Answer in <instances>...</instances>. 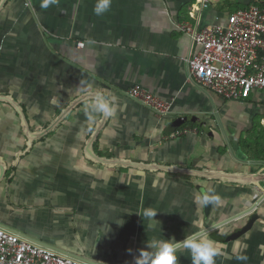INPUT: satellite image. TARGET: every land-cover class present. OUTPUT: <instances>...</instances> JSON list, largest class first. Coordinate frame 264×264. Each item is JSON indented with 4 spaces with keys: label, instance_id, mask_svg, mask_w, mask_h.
Instances as JSON below:
<instances>
[{
    "label": "crops",
    "instance_id": "crops-1",
    "mask_svg": "<svg viewBox=\"0 0 264 264\" xmlns=\"http://www.w3.org/2000/svg\"><path fill=\"white\" fill-rule=\"evenodd\" d=\"M195 1L112 0L97 16L96 0H0L1 225L99 264L189 235L223 250L216 264H264V90L227 100L189 80L191 39L175 23ZM208 1L204 23L253 2ZM134 84L173 114L129 99ZM95 93L113 116L86 107ZM185 127L196 131L167 137ZM208 188L221 203L205 214L195 198ZM178 264H192L186 250Z\"/></svg>",
    "mask_w": 264,
    "mask_h": 264
},
{
    "label": "built area",
    "instance_id": "built-area-1",
    "mask_svg": "<svg viewBox=\"0 0 264 264\" xmlns=\"http://www.w3.org/2000/svg\"><path fill=\"white\" fill-rule=\"evenodd\" d=\"M208 0H196L188 18L175 23L187 34L191 47L186 57L187 74L199 88L227 100H242L254 90H264V0H255L214 23H204ZM125 95L156 116L173 114L172 102L141 84ZM195 128H176L167 134L176 138ZM0 264H99L62 252L0 224Z\"/></svg>",
    "mask_w": 264,
    "mask_h": 264
},
{
    "label": "clouds",
    "instance_id": "clouds-1",
    "mask_svg": "<svg viewBox=\"0 0 264 264\" xmlns=\"http://www.w3.org/2000/svg\"><path fill=\"white\" fill-rule=\"evenodd\" d=\"M58 0H42L40 7L47 9L57 4ZM112 0H96L93 11L95 15L101 16L111 7ZM86 107L96 113H102L105 117H111L115 113L112 101L101 93H95ZM195 202L201 207L219 206L221 198L214 190L208 188L195 198ZM157 211L147 208L139 213L143 219L149 221L148 227L154 228L152 223L156 220ZM187 251L191 256L192 264H216V258L224 255V252L216 243L207 237L189 235L183 240L158 239L155 236L146 241V246L139 251L135 257L134 264H178V253ZM237 260L244 261L247 257L239 252L236 253Z\"/></svg>",
    "mask_w": 264,
    "mask_h": 264
},
{
    "label": "water",
    "instance_id": "water-1",
    "mask_svg": "<svg viewBox=\"0 0 264 264\" xmlns=\"http://www.w3.org/2000/svg\"><path fill=\"white\" fill-rule=\"evenodd\" d=\"M185 120L182 119V118H177L176 120H174V122L172 123L173 126H178L180 124H182ZM262 197H264V194L262 195ZM210 207L211 206H206L204 207V212L205 214H208L209 210H210ZM258 218V214L256 212H252L249 216V219L247 220V222L242 225L241 227L237 228L233 234H232V237L233 238H238L240 237L241 235L245 234L247 231H249L254 223H255V220Z\"/></svg>",
    "mask_w": 264,
    "mask_h": 264
},
{
    "label": "trees",
    "instance_id": "trees-1",
    "mask_svg": "<svg viewBox=\"0 0 264 264\" xmlns=\"http://www.w3.org/2000/svg\"><path fill=\"white\" fill-rule=\"evenodd\" d=\"M253 2H254V0H253ZM252 3V2H251ZM251 3H249L248 5H246V6H243V7H247V6H249ZM236 9H238V8H236ZM249 146H250V144H249ZM248 146V147H249ZM250 150V149H249Z\"/></svg>",
    "mask_w": 264,
    "mask_h": 264
},
{
    "label": "rangeland",
    "instance_id": "rangeland-1",
    "mask_svg": "<svg viewBox=\"0 0 264 264\" xmlns=\"http://www.w3.org/2000/svg\"><path fill=\"white\" fill-rule=\"evenodd\" d=\"M234 10H236V9H234ZM234 10H232V11H234Z\"/></svg>",
    "mask_w": 264,
    "mask_h": 264
}]
</instances>
